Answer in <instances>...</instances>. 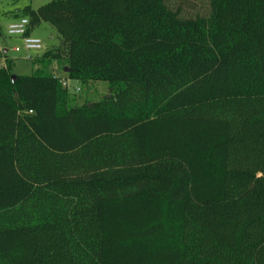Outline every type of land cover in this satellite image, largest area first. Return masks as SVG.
<instances>
[{
	"label": "trees",
	"instance_id": "1",
	"mask_svg": "<svg viewBox=\"0 0 264 264\" xmlns=\"http://www.w3.org/2000/svg\"><path fill=\"white\" fill-rule=\"evenodd\" d=\"M9 17L59 43L0 63V264H264V0ZM54 63L112 96L80 103Z\"/></svg>",
	"mask_w": 264,
	"mask_h": 264
},
{
	"label": "rangeland",
	"instance_id": "2",
	"mask_svg": "<svg viewBox=\"0 0 264 264\" xmlns=\"http://www.w3.org/2000/svg\"><path fill=\"white\" fill-rule=\"evenodd\" d=\"M49 1L51 0H0V63L4 64L10 60L11 73L14 75L29 76L33 71V66L32 60L24 59V51L21 50L20 53H16L12 50L14 47H20L22 41L19 37L9 36L6 32V27L12 19L9 14L13 11L20 12L25 7H29L32 12H37L41 6ZM30 35L38 38L44 44L43 50L29 53L33 58L59 43L56 31L45 22L34 23L30 29ZM4 49L7 50L6 57L1 56ZM52 70L56 77L66 82L69 92L75 94L80 103L100 101L104 97L110 98L112 96V91L106 82L97 81L82 84L70 80L62 68L55 63Z\"/></svg>",
	"mask_w": 264,
	"mask_h": 264
},
{
	"label": "built area",
	"instance_id": "3",
	"mask_svg": "<svg viewBox=\"0 0 264 264\" xmlns=\"http://www.w3.org/2000/svg\"><path fill=\"white\" fill-rule=\"evenodd\" d=\"M27 26L28 20L26 18H21L9 22L6 27V32L9 36L19 37L22 41L20 47H14L12 50L16 53H20L22 50L24 51V59L32 60L33 57L29 53L43 50L44 44L38 38L26 35ZM61 82L64 86H67L65 81L61 80Z\"/></svg>",
	"mask_w": 264,
	"mask_h": 264
},
{
	"label": "crops",
	"instance_id": "4",
	"mask_svg": "<svg viewBox=\"0 0 264 264\" xmlns=\"http://www.w3.org/2000/svg\"><path fill=\"white\" fill-rule=\"evenodd\" d=\"M11 21H14V20H13V19H11L9 22H11ZM3 53L5 54V57H6V56H7V55H6V53H7V50H6V49H4Z\"/></svg>",
	"mask_w": 264,
	"mask_h": 264
},
{
	"label": "water",
	"instance_id": "5",
	"mask_svg": "<svg viewBox=\"0 0 264 264\" xmlns=\"http://www.w3.org/2000/svg\"><path fill=\"white\" fill-rule=\"evenodd\" d=\"M65 73H67L69 70L67 69V68H64V70H63ZM12 79L14 78V75H12V77H11Z\"/></svg>",
	"mask_w": 264,
	"mask_h": 264
}]
</instances>
